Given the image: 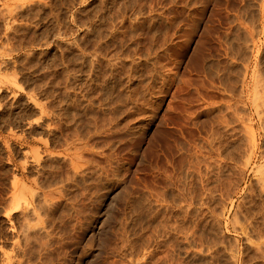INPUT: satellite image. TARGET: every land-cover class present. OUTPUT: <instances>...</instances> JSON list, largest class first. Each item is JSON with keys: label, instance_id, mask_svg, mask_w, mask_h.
I'll list each match as a JSON object with an SVG mask.
<instances>
[{"label": "rangeland", "instance_id": "obj_1", "mask_svg": "<svg viewBox=\"0 0 264 264\" xmlns=\"http://www.w3.org/2000/svg\"><path fill=\"white\" fill-rule=\"evenodd\" d=\"M0 264H264V0H0Z\"/></svg>", "mask_w": 264, "mask_h": 264}]
</instances>
